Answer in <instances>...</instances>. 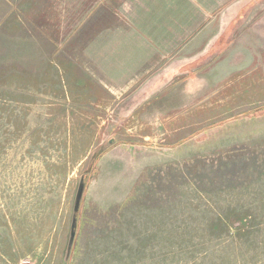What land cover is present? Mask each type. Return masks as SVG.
I'll use <instances>...</instances> for the list:
<instances>
[{
    "label": "rangeland",
    "instance_id": "374dc122",
    "mask_svg": "<svg viewBox=\"0 0 264 264\" xmlns=\"http://www.w3.org/2000/svg\"><path fill=\"white\" fill-rule=\"evenodd\" d=\"M253 1L223 54L141 94H121V23L93 22L121 0L0 28V264H264Z\"/></svg>",
    "mask_w": 264,
    "mask_h": 264
},
{
    "label": "crops",
    "instance_id": "0c3cea01",
    "mask_svg": "<svg viewBox=\"0 0 264 264\" xmlns=\"http://www.w3.org/2000/svg\"><path fill=\"white\" fill-rule=\"evenodd\" d=\"M65 1L72 11L76 3ZM57 2L0 0V28L8 33L15 26L28 24L30 17H37L39 22L48 17L49 22L54 23L58 19H51L49 10L54 14L63 9ZM253 2L121 0V16L113 12L116 17L111 18L112 10H109L107 20L102 13L101 19L93 22L98 23L97 26L121 23V80H124L121 94H141L156 86L158 79L173 75L175 69L185 71L188 76L192 64L205 63L207 55L212 53L223 54L230 46V32L238 26L239 18L245 20L246 17L247 22L251 19ZM74 11V17L66 20L67 23L76 22L77 10ZM174 60L182 65L173 67ZM151 79H154L152 87Z\"/></svg>",
    "mask_w": 264,
    "mask_h": 264
},
{
    "label": "water",
    "instance_id": "95a60500",
    "mask_svg": "<svg viewBox=\"0 0 264 264\" xmlns=\"http://www.w3.org/2000/svg\"><path fill=\"white\" fill-rule=\"evenodd\" d=\"M82 190H83V188H82ZM81 196H82V192L79 194V197H78V200H77V205H79V204H80V199H81Z\"/></svg>",
    "mask_w": 264,
    "mask_h": 264
}]
</instances>
